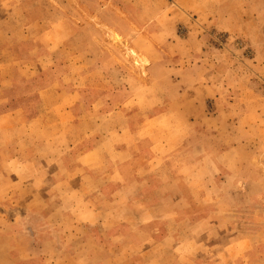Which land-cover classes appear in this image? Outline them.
Instances as JSON below:
<instances>
[{
	"label": "rangeland",
	"instance_id": "obj_1",
	"mask_svg": "<svg viewBox=\"0 0 264 264\" xmlns=\"http://www.w3.org/2000/svg\"><path fill=\"white\" fill-rule=\"evenodd\" d=\"M2 248L264 264V0H0Z\"/></svg>",
	"mask_w": 264,
	"mask_h": 264
},
{
	"label": "crops",
	"instance_id": "obj_2",
	"mask_svg": "<svg viewBox=\"0 0 264 264\" xmlns=\"http://www.w3.org/2000/svg\"><path fill=\"white\" fill-rule=\"evenodd\" d=\"M25 231H28V233L30 234L29 230L25 229ZM17 252L18 251H14V249L12 248H2L0 252V256H8V257L14 256L15 258L12 261L13 264H25L27 259L22 258V257L37 256V257L42 258V257H46L49 255V250H45L42 248L37 249V250H35L34 248H31V249L25 250L24 253H17ZM59 254H63V255L59 256V260H53V262L68 261V262H71L72 264H83L81 261L82 260L81 255L79 253H71L67 250V251H60ZM53 262H49V260L47 259L46 264H53Z\"/></svg>",
	"mask_w": 264,
	"mask_h": 264
}]
</instances>
